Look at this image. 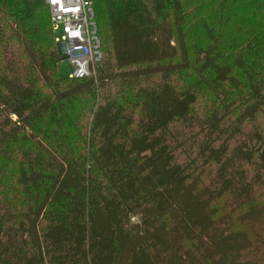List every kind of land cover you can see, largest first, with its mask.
Listing matches in <instances>:
<instances>
[{
	"label": "trees",
	"instance_id": "1",
	"mask_svg": "<svg viewBox=\"0 0 264 264\" xmlns=\"http://www.w3.org/2000/svg\"><path fill=\"white\" fill-rule=\"evenodd\" d=\"M95 18L63 79L44 1L0 0V264H264V0Z\"/></svg>",
	"mask_w": 264,
	"mask_h": 264
},
{
	"label": "built area",
	"instance_id": "2",
	"mask_svg": "<svg viewBox=\"0 0 264 264\" xmlns=\"http://www.w3.org/2000/svg\"><path fill=\"white\" fill-rule=\"evenodd\" d=\"M50 10L55 43L72 66L70 79L95 78L103 54L95 18L97 0H43Z\"/></svg>",
	"mask_w": 264,
	"mask_h": 264
},
{
	"label": "rangeland",
	"instance_id": "3",
	"mask_svg": "<svg viewBox=\"0 0 264 264\" xmlns=\"http://www.w3.org/2000/svg\"><path fill=\"white\" fill-rule=\"evenodd\" d=\"M57 72L60 78H63V79L70 78V75L72 73V66L65 59L58 64ZM258 121L264 128V113L258 117ZM133 222L137 223L138 218H134Z\"/></svg>",
	"mask_w": 264,
	"mask_h": 264
}]
</instances>
